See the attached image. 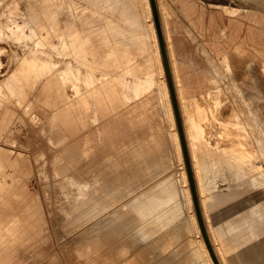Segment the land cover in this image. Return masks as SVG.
Here are the masks:
<instances>
[{
  "label": "rangeland",
  "instance_id": "374dc122",
  "mask_svg": "<svg viewBox=\"0 0 264 264\" xmlns=\"http://www.w3.org/2000/svg\"><path fill=\"white\" fill-rule=\"evenodd\" d=\"M156 2L162 27L167 18L163 5L169 9V26L176 30L172 35L174 50L189 62L181 66L183 80L197 82L205 69L217 65L222 82L233 79L247 97L249 73L255 67L251 55L234 52L231 38L216 36L220 30L227 36L234 34L239 23L241 31L235 42L242 44L258 19L264 42V0ZM226 9L235 13H226ZM134 14H140L144 27L148 25L144 0H0V113L13 108L27 117L25 121L8 115L11 123L0 122V128L8 125L10 129L0 131V153L28 170L21 176L13 172V166L0 171L1 218L12 206H22L15 234L10 235L8 227L0 230V264H86L83 241L86 257L90 245L93 250L102 247V231L111 225L110 216L94 211L111 199L110 206L118 213L124 210L123 204L128 212H136L148 203L150 193L154 198L153 220L145 225L142 220L137 222L147 237L128 246L123 263L113 249L112 264H136L138 256L139 264H153L160 254V249L151 246L153 239L179 224L184 230L192 228L196 238L159 75L154 87L138 97L132 94L131 84L130 96L122 103L118 76L126 66L125 59L132 70L127 76L130 82L143 77L153 61L151 37L140 42L144 29L134 28L126 19ZM34 31L45 46L40 45ZM166 40L170 47L167 34ZM222 54L228 56L231 73L220 65ZM243 60L249 61V67L245 65L242 71L237 67ZM21 73L26 75V84L13 86L12 77H21ZM48 80L56 83L63 101L56 108L39 104L40 108L34 109L32 96L38 95ZM259 104L264 105V101L259 100ZM35 110L40 118L32 121ZM262 129L250 123L248 139L213 143L212 147L232 154L218 158L226 169L217 174L218 180L215 174L199 172L202 158L196 154L197 143L191 141L205 221L224 264H264ZM204 143L211 146V142ZM75 161L79 164L72 165ZM114 161V165L108 164ZM130 168L135 171L128 172ZM101 169L109 171L99 177H106V181L97 184L94 178ZM73 177L76 182L70 179ZM85 183L88 187L84 191L74 185ZM112 186L114 195L101 197ZM212 187L214 199L207 204L210 194L206 192ZM92 195L94 202L87 204ZM82 205V212H76ZM228 221L233 229L226 236L231 244L225 253L219 244L231 229L225 224ZM162 226L168 229L161 231ZM204 263L201 256L200 264Z\"/></svg>",
  "mask_w": 264,
  "mask_h": 264
},
{
  "label": "crops",
  "instance_id": "0c3cea01",
  "mask_svg": "<svg viewBox=\"0 0 264 264\" xmlns=\"http://www.w3.org/2000/svg\"><path fill=\"white\" fill-rule=\"evenodd\" d=\"M163 7L165 12L167 13V18L166 20L164 19V27L162 28L166 41L167 50H168V44L166 40V34L168 35V43L170 44L171 47V52L175 64V71L179 85L178 89L180 90V91L178 90L179 91L178 95L181 94L180 96L177 95V87L175 86L177 100L179 104V112L184 130V139L187 142V146L189 139L190 141H194L197 143L195 145V148L197 147L195 151L198 152L197 150L198 146L200 147L199 150L201 151V153L199 154L196 152L197 156L202 158L200 160L199 172L215 174L214 179L218 180L219 176L217 174L222 171H226V169L221 163L222 160H219L218 158L221 156L222 157L230 156L232 154H229L230 152L228 151H222L217 147H212L214 146L213 143L222 140L248 139L249 132L247 130V127L250 123L257 124L259 128L264 129V105L259 104V100L264 101V46H263L264 42L262 41L260 21L258 19L257 20L255 19L254 22L257 25H255V27H253L252 30L250 29V31L248 32V36L244 37V42H242V44L241 43L237 44L238 42H235L237 40L239 32L241 31V27L239 26V23L235 24L236 30L234 34L227 36L226 32L220 30L218 36H216L218 38L219 37L231 38V41L234 43V52L235 51L237 53L249 52V54L252 57V61H254L255 64L254 71L253 73H249V82L246 85L249 93L247 97H244L242 91L239 90L237 84L233 79H231L228 83L222 82L223 75H220L219 73L220 68L217 65L216 66L210 65V68L205 69V71L202 72V75L197 82H190L183 80L181 66L187 65L189 62L179 58L176 55V51L174 50L173 47L174 41L172 39V35L175 33L176 30L170 27L168 23V19H169L168 17H170L169 9L165 5H163ZM144 8L147 18L149 19L147 26L144 27L140 14L137 15L134 14L133 17H126V19L131 23L130 25L133 26L134 28L140 30L142 28L144 29L145 34L138 37V40H140V42L145 43L149 39V37H151L153 42L152 44L153 61L152 64L151 62L150 64H148L147 71L144 72L143 77L137 76L134 78L133 82H130L127 80V76L132 75L131 72L132 70L128 66V60L125 59V55L123 56V58L125 59L126 66L123 70H121L122 72L118 76V85L123 93L122 103H124V101L127 102L130 96L128 90L131 84H132V88H131L132 94L135 97H138L139 95H142L148 88L154 87L153 85H155V83L157 82L156 77L159 75L160 81H162L163 79L165 82L166 88L164 89V93L165 96L167 97V105L168 104L170 105L169 93L161 63V58H160V63L163 74H161L156 61L154 37L156 43H157V39L155 35V30H154V25H153V20H152V15L148 0H144ZM5 12H7V10H5ZM160 13L163 14L161 4H160ZM226 13L234 14L235 11L226 9ZM252 20H254V18H252ZM34 32L36 34V37L40 40L39 41L40 45L45 46V43L42 42L41 39L39 38L38 31H34ZM248 40H249L248 43L250 45L246 47L245 44H248L247 43ZM168 56L172 70L169 50H168ZM159 57H160V53H159ZM248 62L249 61H244V60L241 61L237 69L243 71L246 66L249 67V64L246 65V63ZM220 65L225 72L228 73L232 72V66L226 54L221 55ZM18 75L12 77L11 82L13 83V86H19V87L21 86L20 88H22L26 84V80H25L26 75L25 73H21L22 75L21 77ZM178 98H180L181 100ZM31 100L35 105L34 109H36L37 107L40 108V105H45V106L47 105L50 108L52 107L56 108L63 101L62 97L58 93V86L54 81H50V80L46 81L42 86H40L38 95L36 93V96L35 95L32 96ZM179 102L181 103V105ZM8 115H11V117ZM6 117H10L12 119L23 118L25 121H27L26 119L27 117L20 116V112H18L13 108H8V110L4 109V112L0 113V122L3 120H7L6 122L8 124L11 123L12 119L8 120V118ZM30 118H32L31 119L32 121L38 120V118H40L38 117L37 110H35V113L33 112L31 114ZM185 126H187L188 128ZM234 127H236V129ZM186 129L189 130L188 133L190 137L186 136L188 135L186 134L187 133ZM241 129H243L242 132L240 131ZM6 130L7 131L10 130L8 125L0 128L1 132H4ZM204 142H211L210 143L211 146L208 147L207 143ZM188 150H189V146H188ZM204 157H209L210 160L205 162V160H203ZM213 158H215V160ZM76 162L77 161L71 162V164L72 165L79 164L78 162L77 163ZM114 163L115 161L108 162L109 165H114ZM0 164L1 166H3V169L2 167H0V171H5L4 167L6 166H13L14 167L12 169L13 172L19 175L28 172V170H24V168H19L18 167L19 163L17 161L14 160L11 161L8 156L2 157L1 153H0ZM108 171L109 170L107 169L98 170V174L94 178V181L97 184H101L102 182H105L106 177L100 179L99 177H101L102 174H108L107 173ZM132 171L135 170H133L132 168L128 170V172H132ZM206 178L207 177H204V180ZM211 178H213V176H211ZM70 179L72 181H75L74 177ZM74 185L81 187V190L83 191L85 188L88 187L86 183L81 185L78 184H74ZM196 186L198 187L197 183ZM107 190L110 191H107L106 195L102 194L101 197H105L108 199L109 197H112L114 195V190H115L114 186H112L111 189H107ZM212 190L213 187L207 190L206 192L210 194L209 200L205 201V203L207 204H211L212 200L214 199V194L212 193ZM84 195L85 194L83 193L79 196L82 197ZM94 197H95L94 195L88 196L86 203L87 204L93 203ZM34 199L35 198H33V200ZM199 199L201 200L200 196ZM96 201L97 203H100L99 200ZM111 201H112L111 199L108 201H104L103 206H101L97 211H94V213L98 212L99 214H102V217L110 216L111 225L102 231L103 237H101L100 240V242H102V247H100V249H97V246H95V250H93L94 247L90 245L87 253L88 255L86 257H84L85 256L84 254L86 252L85 250L86 244L85 241H83L82 253H83V258L87 259L85 260L86 264L89 261L90 264H112V262H114V260L111 257L113 249H114L113 252L114 255H116L118 260H120L121 263H123L127 261V260L122 261V259L128 253L127 251L128 246L131 245L133 246L137 243L138 239L143 240V238L147 237L146 233H144L143 231V228L139 227L137 225V222L139 220H142L145 225L146 223H149L150 221L153 220L154 198L152 193L149 194L148 203L145 206H141L138 209H136V212L135 210L134 211L131 210L130 212H128L127 210H125L126 205L123 204L121 206V209L124 210L118 213L116 207L111 208L110 206V204L112 203ZM74 202L80 203L77 201ZM84 203L85 202H83V204ZM21 209L22 206L16 205V206H12L10 210L8 209V211L4 213L3 218H1V214H0V219H1L0 230L8 227L9 231H11L9 232V234L14 235L15 232L13 231V229H15L17 225L15 221L18 217L17 216L18 212ZM82 210H83V205L76 208V212L80 213L82 212ZM167 229L168 228H164L162 226L161 231H165ZM164 233L165 234H161L157 238H154L155 236L148 238V239L154 238L151 244L153 250L160 249V254H158V256H155L156 259L155 262H153V264H200L202 253L200 247L198 246L197 239L193 234L192 228L184 230L183 228H181V225L179 224L178 226L175 227V229L171 228L170 230H167ZM257 241L259 240H256L255 242ZM111 243L116 244V246L114 247L111 246ZM163 252H166L164 253L165 255L162 254ZM139 257L140 256L136 258V264H139L138 263ZM128 263H124V264H128Z\"/></svg>",
  "mask_w": 264,
  "mask_h": 264
},
{
  "label": "bare ground",
  "instance_id": "6f19581e",
  "mask_svg": "<svg viewBox=\"0 0 264 264\" xmlns=\"http://www.w3.org/2000/svg\"><path fill=\"white\" fill-rule=\"evenodd\" d=\"M156 1V0H155ZM148 3H149V0H148ZM157 4V2H156ZM149 7H150V3H149ZM157 9H158V6H157ZM151 10V8H150ZM159 13V11H158ZM152 15V13H151ZM152 20H153V16H152ZM159 20H160V16H159ZM153 25H154V20H153ZM160 25H161V20H160ZM154 30H155V35H156V39H157V33H156V29H155V25H154ZM161 31H162V35H163V39H164V43H165V48H166V53H167V59H168V64H169V69H170V73H171V77H172V81H173V86H174V91H175V97H176V100H177V95L179 93V89H178V80H177V75H176V71H175V66H174V62H173V59L171 57V51H170V47L168 46V50H169V55H170V59H171V65H172V70H171V66H170V61H169V56H168V50H167V46H166V41H165V37H164V33H163V28H162V25H161ZM154 42H155V54H156V59H157V62H158V65H159V68H160V71H161V74L162 73V68H161V63H162V58H161V54H160V57H159V53H160V50L158 51V48H159V44H158V39H157V43H156V40H155V37H154ZM158 45V47H157ZM160 58H161V63H160ZM162 67H163V63H162ZM163 71H164V67H163ZM173 71V73H172ZM164 75H165V72H164ZM174 76V78H173ZM165 79H166V75H165ZM174 79H175V82H174ZM166 84H167V80H166ZM176 84V85H174ZM162 85L164 86V89L166 88L165 86V82L164 80L162 79ZM175 86L177 87V95H176V90H175ZM168 88V86H167ZM179 90V91H178ZM168 93H169V90H168ZM181 95V94H180ZM178 95V96H180ZM169 99H170V94H169ZM180 99V98H178ZM221 99V98H220ZM181 100V99H180ZM180 103V102H179ZM202 104V103H201ZM171 105V107H170ZM170 105H168V112H169V117H170V120H171V127H172V132H173V140H174V144H175V147H176V151H177V155H178V159H179V165H180V170H181V176H182V180H183V184H184V187H185V191H186V194H187V197H188V201L190 203L191 208H192V221H193V226H194V229H195V233H196V238H197V241H198V245L200 247V250H201V253H202V256L205 261L206 264H214L213 263V260L209 254V251L207 249V246L204 242V239L202 237V234H201V231H200V228H199V225H198V222H197V218H196V214H195V210H194V206H193V202H192V198H191V193H190V188H189V182H188V178H187V173H186V168H185V162H184V158H183V153H182V150H181V145H180V140H179V135H178V131H177V127H176V123H175V118H174V112H173V108H172V104H171V99H170ZM177 105H178V109H179V104H178V100H177ZM181 105V103H180ZM242 112V111H241ZM180 113V112H179ZM247 115V114H246ZM228 119V118H227ZM186 124V123H185ZM183 127V125H182ZM187 127V126H185ZM188 128V127H187ZM188 135V137H190L189 135V130L186 129ZM231 131V130H230ZM229 131V132H230ZM183 134H184V130H183ZM187 137V138H188ZM260 139V138H259ZM186 143V148H187V153H188V156H189V160H190V164H191V169H192V173H193V177H194V181H195V186H196V183L198 185V173H197V168H196V163H195V155H194V150L192 148V143L189 139L188 141V146H189V150H188V146H187V142L185 141ZM190 152V154H189ZM191 156V157H190ZM194 169V171H193ZM196 179V180H195ZM197 181V182H196ZM63 188V187H62ZM198 189V190H197ZM66 190V188H65ZM68 190H66L67 192ZM70 191V190H69ZM196 191H197V196H198V200H199V205H200V210H201V215H202V218H203V222H204V225H205V229H206V233H207V236L209 238V241H210V244H211V247L213 249V252L219 262V264H224L223 263V260L221 259V257L219 256V248H217V245H214L213 243V239H212V236L211 234H209L210 231H208V228H207V222L205 221V217H206V212H205V205L203 203V200L199 199V196L200 198L201 197V190L199 189V185L198 187L196 186ZM199 191V193H198ZM64 192V191H63ZM62 192V193H63ZM70 194V192H68ZM67 194V193H66ZM68 194V195H69ZM64 195V194H63ZM69 196H73L72 194H70ZM68 196V197H69ZM66 197V196H65ZM74 197V196H73ZM209 198V196H208ZM201 202V203H200ZM226 225L229 226V221L228 222H225ZM231 229H228V233H226L225 235H223V237H221V242L219 244V246L224 250V252L226 253V249H228V246H230L231 243H229V240L227 239V235H229L231 233L230 230L233 229V227L229 226ZM237 242H240V240H237ZM235 243V242H234ZM232 243V244H234ZM224 259V258H223ZM226 264V263H225Z\"/></svg>",
  "mask_w": 264,
  "mask_h": 264
},
{
  "label": "water",
  "instance_id": "95a60500",
  "mask_svg": "<svg viewBox=\"0 0 264 264\" xmlns=\"http://www.w3.org/2000/svg\"><path fill=\"white\" fill-rule=\"evenodd\" d=\"M149 3H150L151 13L153 16L154 25H155V29H156V33H157L159 50H160V54H161V58H162L164 72L166 75L167 86H168L171 104H172V108H173V112H174L175 123H176L177 131H178V135H179L181 150L183 153V158H184V162H185V168H186L187 178H188V182H189L191 198H192L197 222H198L202 237L204 239V242H205L207 249L209 251V254L213 260V263L219 264L215 254L213 252V249L211 247L209 238H208L207 233H206L203 218L201 215V210H200L199 200H198V196H197L195 181H194V177H193V173H192V169H191V164H190V160H189V156H188L187 148H186V143H185V139H184L181 116L179 113L177 100L175 97V91H174L173 81H172V77H171V73H170V69H169L165 43H164L162 31H161V25H160V20H159V13H158V9H157V4H156L155 0H149Z\"/></svg>",
  "mask_w": 264,
  "mask_h": 264
}]
</instances>
